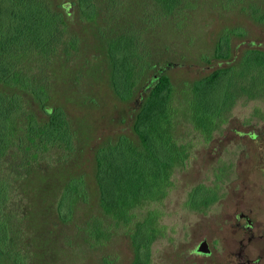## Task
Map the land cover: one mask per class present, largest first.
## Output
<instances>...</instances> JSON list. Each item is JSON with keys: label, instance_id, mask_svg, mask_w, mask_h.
<instances>
[{"label": "rangeland", "instance_id": "obj_1", "mask_svg": "<svg viewBox=\"0 0 264 264\" xmlns=\"http://www.w3.org/2000/svg\"><path fill=\"white\" fill-rule=\"evenodd\" d=\"M194 3V8L163 17L157 25L153 0H125L123 10L126 20L146 26L141 30L153 59L155 54L157 61L170 63L167 72L180 109L174 134L189 148L185 164L174 169L168 195L139 211L153 209L164 227L152 244L151 264H264V102L240 100L210 140L194 128L186 106L192 83L218 67L202 57L212 56L226 28L247 32L236 40L242 45L235 55L248 45L264 49V24L253 18L250 8L264 12V0ZM70 22L81 36L80 50L69 58L61 53L47 70L54 82V104L65 108L77 130L76 149L68 153L55 148L32 160L15 145L0 161V178L9 185L2 216L9 219L20 264H130L127 228L118 226L99 204L94 150L121 134L133 135L136 104L121 101L112 88L106 47L99 37L104 25L84 22L76 13ZM22 61L36 79L46 77L44 65ZM79 175L86 178L88 199L79 201L72 220L63 222L57 214L59 194L69 178ZM198 187L215 192L208 207L189 203ZM96 223L105 232L100 239L92 235ZM204 241L208 252L199 249ZM4 264L17 263L7 259Z\"/></svg>", "mask_w": 264, "mask_h": 264}, {"label": "trees", "instance_id": "obj_2", "mask_svg": "<svg viewBox=\"0 0 264 264\" xmlns=\"http://www.w3.org/2000/svg\"><path fill=\"white\" fill-rule=\"evenodd\" d=\"M153 1L159 12L154 25L163 17L195 7L194 0ZM225 1L237 4L243 0ZM124 4L125 0H68L62 4L0 0V161L15 145L32 160L55 148L75 151L77 130L65 108L54 104V82L47 69L51 70L61 53L69 58L80 50L81 36L70 22L73 14L84 22L102 23L99 37L106 47L112 88L121 101L136 106L133 135L121 134L94 150L99 204L118 226L127 228L133 252L130 264H151L152 244L164 227L153 209L144 214L139 211L168 195L174 169L185 164L189 148L174 134L180 109L174 103V84L167 72L170 63L157 61L155 54L153 59L141 30L146 26L126 20ZM250 8L253 18L264 24V12ZM246 34L243 27L226 28L212 56L202 57L207 63L216 61L218 67H211L191 85L186 105L189 120L206 140L227 122L240 100L264 102V49L248 45L235 55L242 45L236 40ZM23 58L44 65L46 77L38 80L26 72ZM8 189L0 178V264L7 259L20 264L9 219L2 216ZM87 190L84 175L64 183L57 201L61 221L72 220L76 204L87 201ZM215 198L214 191L198 187L189 203L208 207ZM92 235L97 239L105 235L98 223L93 225Z\"/></svg>", "mask_w": 264, "mask_h": 264}, {"label": "water", "instance_id": "obj_3", "mask_svg": "<svg viewBox=\"0 0 264 264\" xmlns=\"http://www.w3.org/2000/svg\"><path fill=\"white\" fill-rule=\"evenodd\" d=\"M248 223L251 226L252 225V221L250 219H248ZM202 252H208L209 248H208V244L206 241L202 242L199 248Z\"/></svg>", "mask_w": 264, "mask_h": 264}]
</instances>
